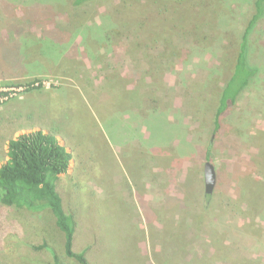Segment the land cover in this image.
<instances>
[{"label": "rangeland", "instance_id": "374dc122", "mask_svg": "<svg viewBox=\"0 0 264 264\" xmlns=\"http://www.w3.org/2000/svg\"><path fill=\"white\" fill-rule=\"evenodd\" d=\"M255 1L0 0L3 18L69 27V81L0 78V166L30 131L68 148L57 188L90 264H264V16L258 74L212 130ZM0 264L80 263L50 211L0 201Z\"/></svg>", "mask_w": 264, "mask_h": 264}, {"label": "trees", "instance_id": "16d2710c", "mask_svg": "<svg viewBox=\"0 0 264 264\" xmlns=\"http://www.w3.org/2000/svg\"><path fill=\"white\" fill-rule=\"evenodd\" d=\"M89 1L93 0H74V4L78 6ZM255 8L242 35L234 71L222 88L213 133L221 127V116L237 103L258 74V68L249 61L248 35L264 16V0H256ZM7 155L8 159L0 166V201L33 212L50 211L63 233L65 254L80 264H90L84 252L74 250L76 221L66 212L57 188L61 175L70 168L72 154L68 148L53 133L34 130L10 139ZM206 158H211L210 147Z\"/></svg>", "mask_w": 264, "mask_h": 264}, {"label": "crops", "instance_id": "0c3cea01", "mask_svg": "<svg viewBox=\"0 0 264 264\" xmlns=\"http://www.w3.org/2000/svg\"><path fill=\"white\" fill-rule=\"evenodd\" d=\"M16 18L0 16L8 27L0 29V78L57 74L69 81L66 72L69 65V61H66L69 60V27H59L57 23L40 19L37 29L36 23L27 24V17L23 20ZM23 23L27 24V29L22 28ZM63 34L65 41L64 45H61L59 35ZM67 95L69 96V92Z\"/></svg>", "mask_w": 264, "mask_h": 264}, {"label": "water", "instance_id": "95a60500", "mask_svg": "<svg viewBox=\"0 0 264 264\" xmlns=\"http://www.w3.org/2000/svg\"><path fill=\"white\" fill-rule=\"evenodd\" d=\"M217 180V173L215 166L207 161L205 163V191L207 194H211L215 188Z\"/></svg>", "mask_w": 264, "mask_h": 264}, {"label": "built area", "instance_id": "2783aa9c", "mask_svg": "<svg viewBox=\"0 0 264 264\" xmlns=\"http://www.w3.org/2000/svg\"><path fill=\"white\" fill-rule=\"evenodd\" d=\"M39 84H40V82H38V81H35L32 83V85H34V86H38Z\"/></svg>", "mask_w": 264, "mask_h": 264}]
</instances>
